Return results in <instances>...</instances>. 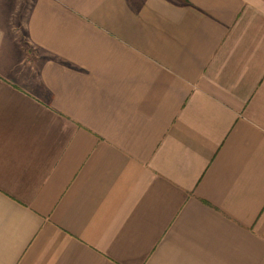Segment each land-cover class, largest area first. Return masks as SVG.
I'll use <instances>...</instances> for the list:
<instances>
[{"label": "crops", "instance_id": "obj_1", "mask_svg": "<svg viewBox=\"0 0 264 264\" xmlns=\"http://www.w3.org/2000/svg\"><path fill=\"white\" fill-rule=\"evenodd\" d=\"M0 264H264V0H0Z\"/></svg>", "mask_w": 264, "mask_h": 264}, {"label": "rangeland", "instance_id": "obj_2", "mask_svg": "<svg viewBox=\"0 0 264 264\" xmlns=\"http://www.w3.org/2000/svg\"><path fill=\"white\" fill-rule=\"evenodd\" d=\"M20 33H22V32H17L16 34L18 35V36H20ZM23 34V33H22Z\"/></svg>", "mask_w": 264, "mask_h": 264}]
</instances>
